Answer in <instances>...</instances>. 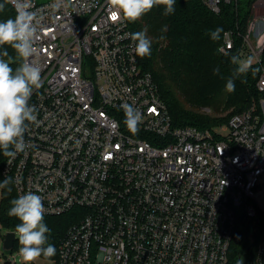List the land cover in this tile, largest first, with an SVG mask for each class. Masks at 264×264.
I'll return each instance as SVG.
<instances>
[{
    "label": "built area",
    "instance_id": "built-area-1",
    "mask_svg": "<svg viewBox=\"0 0 264 264\" xmlns=\"http://www.w3.org/2000/svg\"><path fill=\"white\" fill-rule=\"evenodd\" d=\"M202 1L217 13L238 2ZM25 2L42 18L43 86L29 101L39 125L4 172L18 197L43 198L45 216L73 218L54 264H228L238 214L260 228L255 264H264V0L247 32L226 31L221 46L240 37L239 55L263 63L260 98L211 128L173 124L117 0ZM123 103L143 114L137 133Z\"/></svg>",
    "mask_w": 264,
    "mask_h": 264
},
{
    "label": "trees",
    "instance_id": "trees-1",
    "mask_svg": "<svg viewBox=\"0 0 264 264\" xmlns=\"http://www.w3.org/2000/svg\"><path fill=\"white\" fill-rule=\"evenodd\" d=\"M255 1L224 2L217 13L202 0H176L174 14L164 15V7L156 6L134 22L126 19L132 33L145 31L152 41L151 55L138 56L139 64L145 71L151 72L157 81L175 126L211 128L228 122L233 114L259 100L257 81L263 63L252 64L253 69L259 68L260 71L250 69L247 74L235 79V91L228 92L225 87L227 78L235 67L230 62L231 56L239 54L242 39L236 37L232 50H221L226 31L247 32ZM15 15V9L8 4L0 12V20L14 18ZM217 27H223L224 32L220 41H213L210 32ZM5 47L15 56L10 47ZM10 66L15 69L18 65L13 62ZM216 68L220 69L219 75L214 74ZM203 108H210V112ZM7 159L0 151V182L11 177L4 172ZM11 187V193L0 189V220L6 230L15 231L19 220L7 214L10 201L18 197L14 182ZM66 215L69 213L44 215V222L49 228L46 235L49 243L56 248V255L50 258L53 260L58 257L59 243L67 231L69 222L65 220ZM237 217L228 264H237L239 260H242V264H255L260 228L253 232L251 220L242 214ZM18 245L16 239L14 248Z\"/></svg>",
    "mask_w": 264,
    "mask_h": 264
},
{
    "label": "clouds",
    "instance_id": "clouds-1",
    "mask_svg": "<svg viewBox=\"0 0 264 264\" xmlns=\"http://www.w3.org/2000/svg\"><path fill=\"white\" fill-rule=\"evenodd\" d=\"M11 3L15 7L14 18L0 20V151L4 157L9 158L10 164L18 153H24L30 145L25 140V134L30 126H38V109L30 104L34 90L43 86L41 68L35 57L38 54L37 41L39 33L43 31L38 12L30 11V4L25 0H3L0 2V12ZM62 0H56L50 5L58 9ZM118 10L124 18L136 21L150 12L156 6L164 7V15L174 14L176 0H117ZM223 27H217L210 32L213 41L221 40ZM131 40L136 42L134 51L143 58L151 55L152 41L145 31H136L130 34ZM5 46L10 47L15 56L11 55ZM17 63L13 69L11 63ZM234 69L227 78L226 91H235V79L247 74L253 69L251 57L242 58L239 54L231 56ZM220 69H214L219 75ZM124 112V124L131 133L139 131L143 121V114L133 105L123 103L119 106ZM226 183V181H225ZM12 177H6L0 182V189L12 192ZM11 207L8 216L19 220L15 226L19 242L18 255L22 264H34L43 258L49 260L56 255V248L49 243V228L44 222L46 212L43 198L32 192L20 195L10 201ZM237 264H242L239 260Z\"/></svg>",
    "mask_w": 264,
    "mask_h": 264
},
{
    "label": "rangeland",
    "instance_id": "rangeland-1",
    "mask_svg": "<svg viewBox=\"0 0 264 264\" xmlns=\"http://www.w3.org/2000/svg\"><path fill=\"white\" fill-rule=\"evenodd\" d=\"M38 1H45V0H38ZM262 10H260L259 12H261ZM254 64V63H253ZM204 111H206L207 113L210 112V108H203ZM226 122H223L222 124H224ZM218 126V125H217ZM215 127V126H214ZM0 198H1V191H0ZM65 220H67L68 223V227L72 224L73 218L71 217V215H66L64 216ZM67 227V229H68ZM6 229L3 226L1 220H0V264H5L6 262H12L15 261V264H22L21 258L18 255V250L20 245L16 246V248H13V250L11 251H6L3 248V242H4V238H5V233H6ZM17 237V234H16ZM18 240V238H16ZM251 240H253V238H251ZM19 244V242H18ZM53 259H49V260H44L43 258H41L40 260L34 262V264H54Z\"/></svg>",
    "mask_w": 264,
    "mask_h": 264
},
{
    "label": "water",
    "instance_id": "water-1",
    "mask_svg": "<svg viewBox=\"0 0 264 264\" xmlns=\"http://www.w3.org/2000/svg\"><path fill=\"white\" fill-rule=\"evenodd\" d=\"M16 233L13 230L7 231L4 242H3V248L6 251H11L14 248L15 240H16ZM7 264V262L5 263Z\"/></svg>",
    "mask_w": 264,
    "mask_h": 264
},
{
    "label": "snow or ice",
    "instance_id": "snow-or-ice-1",
    "mask_svg": "<svg viewBox=\"0 0 264 264\" xmlns=\"http://www.w3.org/2000/svg\"><path fill=\"white\" fill-rule=\"evenodd\" d=\"M113 18H115V17H113Z\"/></svg>",
    "mask_w": 264,
    "mask_h": 264
}]
</instances>
